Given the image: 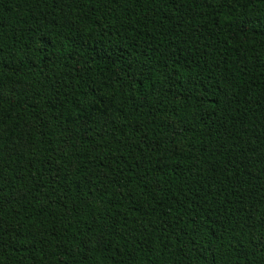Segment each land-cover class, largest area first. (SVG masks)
Wrapping results in <instances>:
<instances>
[{
	"label": "trees",
	"instance_id": "16d2710c",
	"mask_svg": "<svg viewBox=\"0 0 264 264\" xmlns=\"http://www.w3.org/2000/svg\"><path fill=\"white\" fill-rule=\"evenodd\" d=\"M0 264H264V0H0Z\"/></svg>",
	"mask_w": 264,
	"mask_h": 264
}]
</instances>
